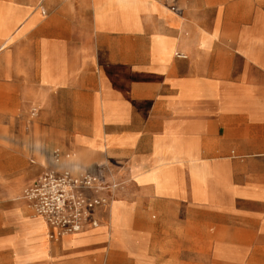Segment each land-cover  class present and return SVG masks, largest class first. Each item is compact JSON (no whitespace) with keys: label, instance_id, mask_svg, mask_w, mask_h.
Returning a JSON list of instances; mask_svg holds the SVG:
<instances>
[{"label":"crops","instance_id":"1","mask_svg":"<svg viewBox=\"0 0 264 264\" xmlns=\"http://www.w3.org/2000/svg\"><path fill=\"white\" fill-rule=\"evenodd\" d=\"M105 164L95 227L25 198ZM0 264H264V0H0Z\"/></svg>","mask_w":264,"mask_h":264},{"label":"built area","instance_id":"2","mask_svg":"<svg viewBox=\"0 0 264 264\" xmlns=\"http://www.w3.org/2000/svg\"><path fill=\"white\" fill-rule=\"evenodd\" d=\"M121 187L122 183L106 164L98 174L47 169L26 191L25 198L36 215L58 235H64L97 226L100 212L110 207Z\"/></svg>","mask_w":264,"mask_h":264},{"label":"bare ground","instance_id":"3","mask_svg":"<svg viewBox=\"0 0 264 264\" xmlns=\"http://www.w3.org/2000/svg\"><path fill=\"white\" fill-rule=\"evenodd\" d=\"M50 238H52V237H50ZM54 240V239H53Z\"/></svg>","mask_w":264,"mask_h":264}]
</instances>
